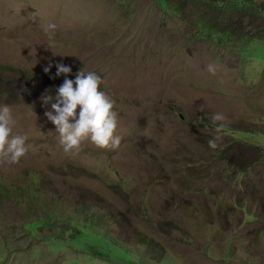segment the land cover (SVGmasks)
Masks as SVG:
<instances>
[{"label":"rangeland","instance_id":"obj_1","mask_svg":"<svg viewBox=\"0 0 264 264\" xmlns=\"http://www.w3.org/2000/svg\"><path fill=\"white\" fill-rule=\"evenodd\" d=\"M237 48L195 36L184 15L157 0H0V64L47 75L45 67L56 73L62 62L73 80L95 72L115 102L121 137L115 150L88 139L66 154L44 115L50 105L26 103L37 87L38 102L55 96L56 80L4 70L0 106L10 107L13 134L28 137V151L19 163L0 162V181L36 180L38 195L63 210L59 224L99 214V225L144 264H264V60ZM216 113L225 120L213 123ZM25 210L0 206V264H119L54 244L57 224L25 237L22 222L35 217ZM139 234L152 242L140 245Z\"/></svg>","mask_w":264,"mask_h":264},{"label":"trees","instance_id":"obj_2","mask_svg":"<svg viewBox=\"0 0 264 264\" xmlns=\"http://www.w3.org/2000/svg\"><path fill=\"white\" fill-rule=\"evenodd\" d=\"M157 1L163 7H169L175 12H178L180 16L184 15L185 21L190 22L195 36L204 38L209 42L214 41L220 47H233L234 49L238 47L239 49L237 48V50L242 56L246 57L251 54L254 58L264 60V0ZM193 6L196 12L194 19L191 18L194 10ZM4 70L18 72L21 78L31 82H33L32 78L49 80L55 76L54 72L48 73L47 75H38L20 68H15L10 64H0V72ZM71 77L72 73L68 74L67 78L71 79ZM64 79V75L53 78V80H56L53 90L57 92V88L62 84ZM39 90L37 87L32 92V96L27 98L26 103L44 110L47 106L42 101L38 102L36 99ZM231 158L232 156H229L228 160ZM253 162L251 161V163ZM232 164L241 167L239 168L240 170H248V167L251 166L249 163L245 165ZM35 186H37L36 180H31L27 184L22 185L6 184L0 181V206L2 204L4 207L15 205L20 209H26L25 213H31L35 216L31 220L28 219L22 222V227L25 229V237H38L36 234L37 231L40 229L43 230L45 227L51 230L57 224L60 225L59 232L49 238V240L52 239L51 241L54 244L57 242H71L75 245H80L85 250L91 248L97 254L109 256L119 264H125L126 259H129L132 264H144L128 255L132 251L131 249L115 242L116 240L109 229H104L99 225L100 216L95 212L90 216H86L84 224H80V220H76L75 217L69 218L71 222L59 224L60 220L65 219L61 215L64 213L63 210L59 209L55 200L38 195V190ZM78 207L83 209L81 212L82 217L88 214L89 210L87 208H82V206ZM80 210H78V213ZM208 215L210 217L213 216L211 213ZM94 226H97L103 233L96 234L92 231ZM63 233H68V239L62 238ZM95 234L99 235V237H94ZM139 236L141 237L140 245H146L148 242H152L143 234H139ZM108 244L115 249L116 256H114L112 248L106 247ZM100 247H104L105 251Z\"/></svg>","mask_w":264,"mask_h":264},{"label":"clouds","instance_id":"obj_3","mask_svg":"<svg viewBox=\"0 0 264 264\" xmlns=\"http://www.w3.org/2000/svg\"><path fill=\"white\" fill-rule=\"evenodd\" d=\"M55 29L54 23L43 26V32L49 40L54 37ZM51 67V64L45 67V73H49ZM56 68L52 78L64 75L65 79L57 88L55 96L42 95L41 100L45 106L51 107L44 115L55 125L63 151L66 154H77L82 150V142L88 139L98 148L118 149L121 143V137L115 134L118 114L114 111L115 102L99 90L102 78L95 72L85 74L80 70L73 80L67 78L68 74L72 73L71 66L60 62L56 64ZM208 71L215 74L216 69L213 65H208ZM212 120L216 123L225 120V117L216 113L213 114ZM14 123L10 107L0 106V162L19 163L28 151V137L13 134ZM223 127L224 125L220 124L217 128L218 135L208 141L213 150L218 147L216 140L220 139L219 133Z\"/></svg>","mask_w":264,"mask_h":264},{"label":"crops","instance_id":"obj_4","mask_svg":"<svg viewBox=\"0 0 264 264\" xmlns=\"http://www.w3.org/2000/svg\"><path fill=\"white\" fill-rule=\"evenodd\" d=\"M213 210V209H212ZM252 216V215H251Z\"/></svg>","mask_w":264,"mask_h":264}]
</instances>
